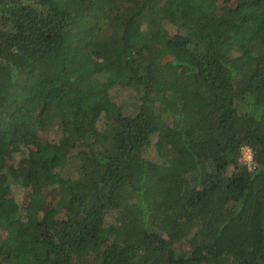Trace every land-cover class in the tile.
<instances>
[{
	"label": "trees",
	"instance_id": "1",
	"mask_svg": "<svg viewBox=\"0 0 264 264\" xmlns=\"http://www.w3.org/2000/svg\"><path fill=\"white\" fill-rule=\"evenodd\" d=\"M225 5L0 0V264H264V0Z\"/></svg>",
	"mask_w": 264,
	"mask_h": 264
},
{
	"label": "rangeland",
	"instance_id": "2",
	"mask_svg": "<svg viewBox=\"0 0 264 264\" xmlns=\"http://www.w3.org/2000/svg\"><path fill=\"white\" fill-rule=\"evenodd\" d=\"M224 1V3L226 4L225 6L228 5H233L234 2L236 0H222ZM170 31L173 32L174 28H170ZM111 95L113 97V99L115 100V102L119 105H122L124 107V109L129 108L131 105V100H130V96H129V90H124L121 88H115L111 91ZM62 133L60 130L58 129H53L51 131L48 132H42L39 133V136L36 140L35 143L37 142H41V141H58V139L61 137ZM36 144H32V146H34ZM153 149V146H151L147 152L146 155L149 154L150 150ZM26 154V150H21L18 152H4L3 153V163L5 165H9L11 162H22V158L23 156ZM12 190H13V195L10 196L17 204L21 205L22 202H25L23 205H26V203H28L30 201L31 196H41V190L40 191H35L32 189H22L19 186L13 185L12 186ZM9 197L4 198L5 200L8 199ZM49 198H51V196H49L48 194V200ZM49 202V201H48ZM1 236V235H0Z\"/></svg>",
	"mask_w": 264,
	"mask_h": 264
},
{
	"label": "built area",
	"instance_id": "3",
	"mask_svg": "<svg viewBox=\"0 0 264 264\" xmlns=\"http://www.w3.org/2000/svg\"><path fill=\"white\" fill-rule=\"evenodd\" d=\"M239 160L246 165L249 170L253 169L256 165L253 160L252 149L248 146L241 148Z\"/></svg>",
	"mask_w": 264,
	"mask_h": 264
}]
</instances>
